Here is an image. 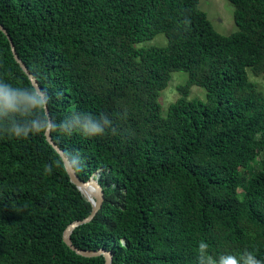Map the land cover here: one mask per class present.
<instances>
[{"label":"trees","instance_id":"trees-1","mask_svg":"<svg viewBox=\"0 0 264 264\" xmlns=\"http://www.w3.org/2000/svg\"><path fill=\"white\" fill-rule=\"evenodd\" d=\"M0 0V25L42 92L76 177L99 172L70 240L111 264H264V0ZM162 34V47H136ZM179 97L158 102L170 74ZM191 86L205 99H189ZM43 103L0 31V264H104L63 242L91 205L45 139Z\"/></svg>","mask_w":264,"mask_h":264},{"label":"rangeland","instance_id":"rangeland-1","mask_svg":"<svg viewBox=\"0 0 264 264\" xmlns=\"http://www.w3.org/2000/svg\"><path fill=\"white\" fill-rule=\"evenodd\" d=\"M198 7L203 11L213 29L220 35L227 36L237 30L233 21V8L227 0H198ZM166 44V39L162 34L156 35L153 39L144 41L135 45L136 47H162ZM247 79L254 83L256 87L264 93V78L254 76L247 71ZM170 80L164 90L160 92L158 102L164 113L169 104L174 102L179 94L177 86L184 84L186 74L183 71H176L170 74ZM189 99L204 101L205 92L202 88L191 86L189 90Z\"/></svg>","mask_w":264,"mask_h":264},{"label":"water","instance_id":"water-1","mask_svg":"<svg viewBox=\"0 0 264 264\" xmlns=\"http://www.w3.org/2000/svg\"><path fill=\"white\" fill-rule=\"evenodd\" d=\"M0 31L6 36L8 42H9L11 53H12L13 59L15 60V63L23 71V73L27 76L31 85L33 86L37 95L40 97V99L43 103L44 112H45V115L48 119V125H47V128H46L45 133H44L47 143L55 150V152L61 158L62 163L64 165V169L67 173V176H68L70 182L76 187V189L78 191H80L83 196H84L83 191H89L93 195V200L84 196L91 205V211H90L89 215L80 221L72 222L71 224H69L65 228V230L63 232V236H62L63 242L71 251H73L75 254H77L79 256L90 258V257H95V256L101 255L104 258V264H111L112 256H111V253L109 251H105L103 249H98L96 251H82V250H79L76 247H74L71 243V240H70V235H71L72 231L80 225L89 223L101 207V204L103 201V193H102V189H101V187L97 181L98 177H99V172L98 171L95 172L94 174H92L89 177V179L87 181H84V182L79 180L76 177L74 170H73L67 156L53 143V141L50 137L51 123L49 121L48 111H47V108L45 105V101H44V97H43L42 92L37 87V84H36L34 78L32 77V75L30 74V72L28 71V69H26L24 67V65L22 64L23 62L17 56L15 49H14V46L11 42V39L8 36L6 30L2 27V25H0Z\"/></svg>","mask_w":264,"mask_h":264},{"label":"bare ground","instance_id":"bare-ground-1","mask_svg":"<svg viewBox=\"0 0 264 264\" xmlns=\"http://www.w3.org/2000/svg\"><path fill=\"white\" fill-rule=\"evenodd\" d=\"M83 194H84V196H86V197L90 198L91 200H93V195H92L91 192H89V191H83Z\"/></svg>","mask_w":264,"mask_h":264}]
</instances>
